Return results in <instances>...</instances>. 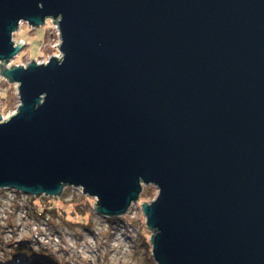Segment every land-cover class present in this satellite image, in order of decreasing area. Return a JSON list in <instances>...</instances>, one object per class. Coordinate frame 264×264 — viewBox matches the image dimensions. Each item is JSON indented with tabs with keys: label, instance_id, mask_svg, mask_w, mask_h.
Wrapping results in <instances>:
<instances>
[{
	"label": "water",
	"instance_id": "water-1",
	"mask_svg": "<svg viewBox=\"0 0 264 264\" xmlns=\"http://www.w3.org/2000/svg\"><path fill=\"white\" fill-rule=\"evenodd\" d=\"M47 18L60 53L7 64ZM0 77V189L113 217L152 184L156 264H264V0H0Z\"/></svg>",
	"mask_w": 264,
	"mask_h": 264
},
{
	"label": "rangeland",
	"instance_id": "rangeland-1",
	"mask_svg": "<svg viewBox=\"0 0 264 264\" xmlns=\"http://www.w3.org/2000/svg\"><path fill=\"white\" fill-rule=\"evenodd\" d=\"M13 35L15 41L26 36L25 44L7 64L60 53L57 25L51 18L36 27L21 21ZM18 102L16 84L0 77L2 114L14 111ZM156 193L152 184L143 185L138 200L124 214L104 217L94 210V198L77 188L66 187L58 199L2 188L0 264H19L15 251L24 245L31 252H52L58 264H156L150 253L151 231L140 208L142 198L153 199Z\"/></svg>",
	"mask_w": 264,
	"mask_h": 264
},
{
	"label": "trees",
	"instance_id": "trees-1",
	"mask_svg": "<svg viewBox=\"0 0 264 264\" xmlns=\"http://www.w3.org/2000/svg\"><path fill=\"white\" fill-rule=\"evenodd\" d=\"M27 246V245H26ZM23 248H25L24 250H26V252H23V250H21ZM17 250L15 251V255H17L18 253H24L26 255H31L33 256V263L34 264H58L56 263L55 259H54V255L53 253H48L46 251H43L44 249H40L39 252H31L29 247H25L24 246H19L16 248ZM28 253V254H27ZM47 258L48 261H43V258Z\"/></svg>",
	"mask_w": 264,
	"mask_h": 264
},
{
	"label": "built area",
	"instance_id": "built-area-1",
	"mask_svg": "<svg viewBox=\"0 0 264 264\" xmlns=\"http://www.w3.org/2000/svg\"><path fill=\"white\" fill-rule=\"evenodd\" d=\"M66 187H73L74 189L77 188V189L81 190V187H79V186H66ZM66 187H65V188H66ZM65 188H64V189H65ZM13 190H14V189H13ZM63 191H64V190H63ZM21 192H22V191H21ZM23 193H24V192H23ZM24 194H26V193H24ZM26 195H27V194H26ZM62 195H63V193H62ZM62 195H61V196H62ZM69 199H71V198H69Z\"/></svg>",
	"mask_w": 264,
	"mask_h": 264
},
{
	"label": "bare ground",
	"instance_id": "bare-ground-1",
	"mask_svg": "<svg viewBox=\"0 0 264 264\" xmlns=\"http://www.w3.org/2000/svg\"><path fill=\"white\" fill-rule=\"evenodd\" d=\"M101 215V214H100ZM103 216V215H102ZM104 217H108V216H104ZM10 238H11V236H10ZM14 238V237H13ZM14 241H16L15 239L12 241V243L14 242ZM15 244V243H14Z\"/></svg>",
	"mask_w": 264,
	"mask_h": 264
}]
</instances>
